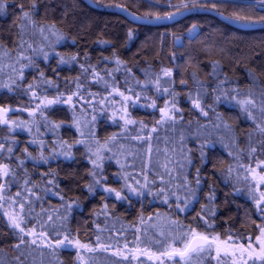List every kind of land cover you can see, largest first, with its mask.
Segmentation results:
<instances>
[{"label": "trees", "instance_id": "16d2710c", "mask_svg": "<svg viewBox=\"0 0 264 264\" xmlns=\"http://www.w3.org/2000/svg\"><path fill=\"white\" fill-rule=\"evenodd\" d=\"M36 2L33 18L45 32L30 28L24 37L35 49L26 53L35 64L24 68L22 81L20 64L16 74L8 67L0 73V85L11 84L10 76L20 83L13 91L0 87V106L17 109L10 120L26 122L11 133L0 127V143L16 141L13 155L5 150L0 158L15 175L0 178V183L12 181L5 197L21 193L17 199L25 202L27 230L34 228L35 234L20 243L19 230L11 228L3 214L13 209H0V264H173L160 254L172 244L182 247L175 238L189 228L224 240L231 235L245 246L249 235L254 240L257 225L264 222L251 195L259 199L264 186L257 190L251 174L245 180V169L252 148L253 167L264 159V135L257 127L264 126V25L245 28L223 17L264 16L258 6L252 7L257 0H226L215 10L209 0ZM31 3L5 0L0 45L12 59L4 58V65L18 55L13 50L20 5L27 10ZM181 3L194 10L180 9L182 14L162 22L134 19L177 12L169 5ZM193 25L196 29L189 34ZM58 35L63 38L58 40ZM62 58L67 62L61 63ZM162 69H171L172 76L164 77ZM157 77L162 81L159 95ZM32 83L39 88V99L31 91L25 93ZM120 92L131 99L125 102ZM73 93L74 106L57 103L43 115L29 116L40 99L63 94L66 101ZM198 93L201 108L193 103ZM249 99L255 105H249L251 115L238 103ZM153 101L155 108L149 106ZM166 103L174 109L173 119L157 124ZM125 119L135 123L126 125ZM25 148L34 159L27 158ZM125 160L122 169L117 162ZM165 164L171 165L169 171ZM105 188L120 191L124 198ZM65 236L93 251L74 244L57 247ZM215 257L214 248L194 252L187 264H219ZM225 264H233L232 258H225Z\"/></svg>", "mask_w": 264, "mask_h": 264}, {"label": "snow or ice", "instance_id": "6c2138e0", "mask_svg": "<svg viewBox=\"0 0 264 264\" xmlns=\"http://www.w3.org/2000/svg\"><path fill=\"white\" fill-rule=\"evenodd\" d=\"M193 2L195 3L196 0H193ZM209 2H212L211 10H215L218 3H225L226 0H209ZM169 6L175 7L177 9V12H169L164 16L155 14L153 19H148L147 17H134V19L147 20V22L149 23L162 22L164 20H171L174 18V16L178 14H182V12H180V9H184L188 11L194 10V9L189 8L188 4L186 3H181L178 5H169ZM257 6L259 7L260 10L264 11V0H257V2L252 5L253 8H256ZM116 7L119 8L121 6L116 5ZM122 10L127 11L126 9H122ZM4 11H5V0H0V13ZM19 11H20L19 24L17 25V27L19 28L18 43L16 44V48L13 50L14 52L18 53V55L16 56V59L13 63L4 65L2 62L3 59L8 58L9 60H11L12 53H10L7 50H4V46L0 45V73L4 71L5 67H8L11 69V73L16 74L17 73L16 64H20V69H19L18 74H19L20 80L22 81L25 79L24 68L31 67L35 64V60L31 56L26 54L29 50L35 52V49L33 48V45L31 43H28V41L24 39V37L28 33V30L30 28L33 30L38 28L40 34L43 35L45 32V27L43 25L38 24V22L33 18L34 14H36L38 11V5H37L36 0H32L30 9H27V10L21 4ZM219 14L223 15V13H219ZM223 18L226 20H231L233 23L241 24L245 28L252 27L256 24L264 25V16L253 18L251 16L236 15L235 17L225 16ZM52 27L54 28V25ZM195 29H196V26L193 25L192 28L188 30L189 34H192L195 31ZM53 34L56 35L55 32H53ZM33 35H35V31H33ZM131 35L132 34L130 32L129 37H131ZM62 38H63L62 36H59V35L57 36L58 40ZM176 40L177 42H179L180 38L177 37ZM44 57L45 59H47V53H44ZM76 58L77 57L75 56L71 57L72 60H75ZM24 61H27V63H24ZM65 62L67 61H65L62 58L61 63H65ZM117 63H119V61H117ZM162 72H163L164 77L172 76L171 69H162ZM44 75L45 74L43 72L39 73V78L41 79V81L44 80ZM9 79L11 80V84L0 85V87H7L8 91L14 90L13 85H15L16 88L20 87V83L14 78V76H10ZM193 80L197 84L198 88L202 87V85H200L198 81H195V74H193ZM47 83L51 85L52 82L47 81ZM182 83H185V82L182 81ZM155 84H156L157 93L159 95L160 89L162 87V81L160 77L156 78ZM78 88H79V85H78ZM29 91L33 93L34 98L39 99V97L37 96V92L39 91V88L35 83L29 84L27 89H25V93ZM163 91L164 93H167L168 89L164 88ZM75 95L76 93L69 95L66 101L63 100V94H61L60 96L52 100H46V98L40 99L39 103H37L36 105L35 111L29 112V116L34 117L37 112L40 115H43L45 108H47L50 105L57 104V103H68L74 106V96ZM119 95L123 97V100L125 102L131 99L130 96H125L123 92H120ZM174 96L175 94L173 93V101H172L173 105L175 104ZM189 98H191V95ZM137 99H139V97H137ZM193 103H194V107L201 108V103L199 101V93L197 94V99L194 100ZM238 103L241 105L243 111L249 112V115H251L250 110H249V105H252L253 107H255L251 99L238 101ZM41 105H43V107H41ZM149 106L155 108L157 105L155 101H153L152 104ZM15 111H17V109L0 106V127H7L9 133L15 131V129L17 128L26 127V122L13 121L8 118L10 114H12ZM160 111H161V120L157 121V124L173 119L172 112L174 111V109H169L167 103L165 104V107L162 108ZM262 112H264V108H262ZM203 114L207 115V112H204ZM124 122L126 125L135 123L134 121L128 120V119H125ZM55 127H59V125H55ZM257 127L260 133L264 135V126L257 125ZM153 131H155V128L153 129ZM4 139L7 140V137H5ZM112 139H115V137H113ZM31 143H35V140H33ZM14 144H16V141H12L11 143L7 145L5 143H0V158H2L5 150L9 156L13 155V145ZM261 144H262V147H264V140L261 141ZM24 153L26 154L27 158H33L31 157V154L28 152L27 148L24 149ZM255 153H256V149L252 148V151L248 154L249 165L245 169V172H246L245 180H247L248 174H251L253 177V180H256L257 190H260V188L264 186V159H258L256 166L253 167L251 165V161L253 159H256ZM40 159L45 160L46 158L43 157V155H41ZM237 159H239V157H237ZM20 163L23 164V160H21ZM93 163H95V161ZM97 167H99V165H97ZM164 167L165 169H167L168 165L165 164ZM239 167L244 168V165L241 163ZM197 171L199 172V169ZM228 171L229 173H231L232 169L229 168ZM14 175H15V170L10 168L8 163L0 162V178H6L9 176H14ZM257 177L259 178L257 179ZM11 182H12L11 180H7L5 183H0V209H3L5 205L13 209L12 212H8L5 210L3 214L8 217L9 226L13 229L19 230V233L21 234L20 243H26L25 237L28 235H34L35 230L34 228L32 230H27V223H29V221H27V213L25 212V202L22 199H17L21 197V193L17 192L16 198L5 197V195L3 194L7 184ZM196 183L197 184L200 183L199 179H197ZM96 184H100V181L97 180ZM88 190L91 192L93 190V186L89 185ZM28 191H31V189H28ZM104 191L107 193L115 192L117 199L124 198L121 196V192L116 191L115 189L105 188ZM132 191H135V189H132ZM251 198L255 201L257 211L261 215L262 222H264V191H260L259 199H257L254 195H251ZM16 204H19V212L15 211ZM180 210L182 211L183 209H180ZM28 211L30 212L31 210L29 209ZM41 227H43V225H41ZM257 227L259 228V234L255 236L254 240L252 236L249 235L246 246L244 244L238 243L237 240L233 238L231 235L228 236L227 240H224L221 238L220 235L210 236L204 233H198L195 229L189 228L186 232H183L182 234H180L178 237L175 238V240L183 244V247H176L174 246V244L169 245L170 250H165L164 252L160 254V256L167 257L169 260H172L173 264H182V262L183 264H187V260L190 258L191 253L193 252L210 253L213 250V248H215V251H216L215 258L218 260L219 264H225V258L227 257H231L233 260V264H237L236 252H240L241 254L240 259H243L244 253H248V257H249V260L251 261V264H256L257 261H259L260 264H264V223H262L261 225H257ZM41 235H43V233H41ZM137 239H139V237ZM240 239H243V237H240ZM32 243L35 244L36 240L33 239ZM73 244L77 249H86L88 251H93V249L89 248L87 244H82L79 240L73 241L69 236H65L63 240H59L57 242V247L73 245ZM16 247H19V245H16ZM77 255L80 256L81 259H83L82 254L79 251L77 252ZM177 257H179L178 260L176 259ZM157 258L159 259V257ZM249 260H245L244 264H249ZM161 264H164V262L161 261Z\"/></svg>", "mask_w": 264, "mask_h": 264}, {"label": "rangeland", "instance_id": "374dc122", "mask_svg": "<svg viewBox=\"0 0 264 264\" xmlns=\"http://www.w3.org/2000/svg\"><path fill=\"white\" fill-rule=\"evenodd\" d=\"M181 41V40H180ZM108 151H110V149H108ZM118 163V165H119V167L120 168H124L125 166H126V160L122 163V161L120 162H117ZM154 165H158V162H155V163H153ZM168 165V164H167ZM129 168V170L130 171H132V168L131 167H128ZM165 168V167H164ZM171 168V165L169 164L168 165V167H167V171H169V169ZM183 247V246H182ZM257 248H258V246H257ZM214 251H215V248H214ZM215 255H216V251H215ZM240 257H241V254H240V252H236V260H238V261H244V260H246L247 258L249 259V257H248V253H244L243 254V259H240Z\"/></svg>", "mask_w": 264, "mask_h": 264}, {"label": "water", "instance_id": "95a60500", "mask_svg": "<svg viewBox=\"0 0 264 264\" xmlns=\"http://www.w3.org/2000/svg\"><path fill=\"white\" fill-rule=\"evenodd\" d=\"M224 22L228 23V24H231V25H236V23H233L231 20H226V19H223ZM181 44V41L179 40V42H177V40H175V46H180ZM194 253V252H193ZM192 254V253H191ZM176 259H179V257H177Z\"/></svg>", "mask_w": 264, "mask_h": 264}]
</instances>
